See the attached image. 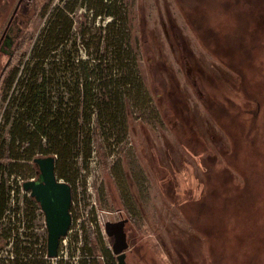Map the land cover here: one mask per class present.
Here are the masks:
<instances>
[{
  "label": "rangeland",
  "instance_id": "obj_1",
  "mask_svg": "<svg viewBox=\"0 0 264 264\" xmlns=\"http://www.w3.org/2000/svg\"><path fill=\"white\" fill-rule=\"evenodd\" d=\"M60 5L0 0L1 49L11 21L14 48L23 42L30 54ZM121 5L134 43L125 64L138 66V79L126 88L123 122L110 138L94 134L96 153L76 185L86 198L85 235L91 224L127 219L128 264H264V0ZM78 15L68 45L83 15L91 36L111 20L92 21L84 6ZM8 60L1 51L0 74ZM2 111L0 101V120ZM75 232L60 248L71 264L79 260ZM113 241L105 235V246Z\"/></svg>",
  "mask_w": 264,
  "mask_h": 264
},
{
  "label": "trees",
  "instance_id": "obj_2",
  "mask_svg": "<svg viewBox=\"0 0 264 264\" xmlns=\"http://www.w3.org/2000/svg\"><path fill=\"white\" fill-rule=\"evenodd\" d=\"M61 1L48 16L43 13L47 22L30 54L18 42L0 74V251L13 248L8 255H0V264H51L45 258L46 239L35 232L37 220L43 217L39 204L27 193L19 195L17 187L12 206L11 185L16 186L19 177L37 178L34 160L53 156L57 177L72 187L76 199V185L96 153L94 134L100 131L110 138L111 126L123 122V104L129 109L126 88L138 79V66L133 63L129 70L125 64L134 43L129 39L128 14L121 0ZM83 6L92 21L111 20L91 36L88 16L83 15L76 37L68 45ZM82 50L87 59L81 57ZM10 67L14 69L2 92V80ZM81 228V239L76 231L73 240L78 264H117L105 246L100 225L95 223L87 235L84 225ZM70 260L60 258L58 262L71 264Z\"/></svg>",
  "mask_w": 264,
  "mask_h": 264
},
{
  "label": "water",
  "instance_id": "obj_3",
  "mask_svg": "<svg viewBox=\"0 0 264 264\" xmlns=\"http://www.w3.org/2000/svg\"><path fill=\"white\" fill-rule=\"evenodd\" d=\"M15 13L16 10L14 15ZM34 163L38 167V176L33 181H26L23 189L30 193L44 214L47 229V255L49 258H57L61 240L68 235L72 226L73 190L68 183L57 177L55 157L36 158ZM127 223V219H122L107 221L104 225L106 236L114 240L111 250L117 264H128L129 243L125 231Z\"/></svg>",
  "mask_w": 264,
  "mask_h": 264
},
{
  "label": "built area",
  "instance_id": "obj_4",
  "mask_svg": "<svg viewBox=\"0 0 264 264\" xmlns=\"http://www.w3.org/2000/svg\"><path fill=\"white\" fill-rule=\"evenodd\" d=\"M35 179H36V177L35 178H31L29 180H25V179H22L21 177H19V178H17V185L16 186H14L13 184L11 185V189H10V204L12 206H14L15 203H16L17 187L20 188V194L19 195H22V194L27 193L30 196V193L24 191L23 184L26 181H33ZM82 203H83V197L78 192L77 198L72 201V208H71V214H72V218H73L71 228L73 227V229L70 228V230L68 232V235L61 240L60 248H62L63 245L67 244V240H68L69 234L72 233L74 230L77 231L80 234V239H81V234H82V228H81V226L83 225L82 224L83 223V220L82 219H84V220L86 219L84 217L85 214L88 216V213L84 212V210L82 208ZM94 204H95V202H92L91 207ZM42 214H43V212H42ZM105 223L104 224H102V223L99 224L100 227H101V229H102V232H103V235L104 236L106 235L105 234V231H104V225H105ZM91 226L93 227L94 225L91 224ZM42 234L44 235V237L46 239V244H47V229H46L44 214H43V223H42ZM80 244H81V242L79 243V245ZM111 247H112V245H109V248L110 249H111ZM40 249L43 250V251L45 250V248H40ZM63 255H64L63 252L61 251V249H59V256L57 258H49L48 255H47V248H46L45 258L51 260V264L57 263L60 258H63Z\"/></svg>",
  "mask_w": 264,
  "mask_h": 264
},
{
  "label": "flooded vegetation",
  "instance_id": "obj_5",
  "mask_svg": "<svg viewBox=\"0 0 264 264\" xmlns=\"http://www.w3.org/2000/svg\"><path fill=\"white\" fill-rule=\"evenodd\" d=\"M11 24L12 23L10 21V23L8 24V28H7L5 35H4V37H5V48H4V50H2L0 47V52L3 51L4 53L9 54V58L13 55L14 44H15L14 41L12 40V36H11V34H12ZM9 45H10V47H9ZM11 49H13V50H11Z\"/></svg>",
  "mask_w": 264,
  "mask_h": 264
}]
</instances>
